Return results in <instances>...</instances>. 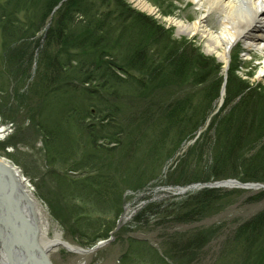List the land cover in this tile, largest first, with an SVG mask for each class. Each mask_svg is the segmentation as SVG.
<instances>
[{
  "label": "rangeland",
  "instance_id": "rangeland-1",
  "mask_svg": "<svg viewBox=\"0 0 264 264\" xmlns=\"http://www.w3.org/2000/svg\"><path fill=\"white\" fill-rule=\"evenodd\" d=\"M90 1L97 14L109 18L105 29L115 33L114 42L104 50L112 57L116 76H100L89 66L92 55L98 59L100 55L89 50L78 16L65 30L71 35L67 45L45 52L52 63L62 66L58 81L49 86L53 80L44 78L38 52L29 60L28 53L44 36L58 5L49 12L47 0H0V125L7 128L0 138V157L28 180L48 237L58 234L72 248L57 243L48 252L51 263L264 264V242L244 244L245 223L264 212V181L227 168L203 178L208 169L201 166L213 164L216 150L223 148L219 127L224 134L228 129L246 131L244 103L247 116L255 117L245 121L250 131L264 115V72L258 73L262 54L238 41L224 65L206 50L199 33H179L168 19L193 21L198 10L188 0H144L152 11L133 0ZM131 10L146 15L152 24L141 27L131 22ZM207 22L215 26V16L210 14ZM156 32L159 39L153 40ZM126 36L132 44L125 43ZM118 39H123L122 45L115 44ZM182 45L190 48L191 60L184 66H161L168 60L166 54L172 56ZM191 47L210 63L200 80ZM138 49L140 64L130 66L127 58ZM212 62L219 65L218 72ZM87 70L99 74L90 73L84 81ZM218 79L222 81L214 109L198 129L188 131L190 120L200 115L205 88ZM228 94L233 100L223 111ZM230 111L231 120L221 118L223 125L216 122L211 128L217 112L224 117ZM207 130L214 138L207 153L201 154L198 145ZM91 131L100 136L96 144L91 143ZM242 146V153L248 149L252 154ZM144 182L153 185L138 188ZM201 190L209 192L204 199L207 210L188 221L158 212L135 218L148 203L172 206ZM198 235L203 238L196 245Z\"/></svg>",
  "mask_w": 264,
  "mask_h": 264
},
{
  "label": "trees",
  "instance_id": "trees-1",
  "mask_svg": "<svg viewBox=\"0 0 264 264\" xmlns=\"http://www.w3.org/2000/svg\"><path fill=\"white\" fill-rule=\"evenodd\" d=\"M116 1L122 2V0H116ZM56 5H58L57 6L58 8L51 15L50 24L46 28L44 36H42L39 39V41L35 43L33 49H31L32 51L30 50L28 53V60H29L30 58H32L33 54L36 53L35 51L38 52L37 53L38 58H40V61L44 62L43 63L44 64L43 67L45 70L44 78L46 80H53V82H51L49 86L58 81V77L60 76V71L62 69L61 68L62 66L56 65L54 62L52 63V60H50V58L46 56L45 52L52 46H53L52 48L55 47L57 50H59L60 47H65L67 45V43L69 42L71 38V35L65 32V30L68 27L70 28L75 23V19H77L76 17L78 16L81 17L80 19H78V21H81L83 23V26L86 29V32H85L86 36L88 37V35H90L89 39H87V37L86 38L84 37V39L88 40L87 41L88 44H90L89 50H92V53L94 54L100 55L99 59H98V56L92 55L91 60L88 62L89 66L91 67L93 66L95 70H99L100 74L97 71L95 72L98 73L100 76H102V74L104 73H108L110 75L113 74L114 76H116L114 69L111 67V65L114 64L113 61L111 60L112 57L109 58L110 57L109 54L106 53V51L104 50V48H107L108 45L114 42V38H115V33L113 30L108 31V29H105L106 22L109 18L105 19L104 17H102V13L97 14L96 10L93 9L90 0H47L45 10H48L49 12H51V10ZM131 12L133 13V16L130 18L131 22H137L138 25H140L141 27H143V25L147 26L146 22H149L152 24V19H150L146 15L140 14L138 12H134L132 10ZM49 16L50 15H48V20H49ZM44 20L46 19H41V22L43 23ZM113 24L114 23L110 25H113ZM156 28L163 30L160 28V26H157ZM160 30L157 31L158 34H160ZM63 31L65 33H63ZM157 32L153 33V37H152L153 40L159 39ZM81 38L77 39V41H80ZM122 40L123 39H118V42L115 44L122 45L121 44ZM125 43L132 44L133 41L129 40L128 37L126 36ZM187 45H190V44L187 43ZM138 47H139V44H138ZM158 47L162 49L160 44L158 45ZM187 47L188 46L186 45H182V47L177 46L176 48L177 51L173 52L172 56H169V54H166L165 57L168 60L166 62L161 61L160 62L161 66H163V64L165 63L166 65H168V68H170L171 66L173 67L177 64L184 66L185 63L188 62V60L191 58L188 55V53H190L189 51L190 48H187ZM191 50H194L196 52V50L193 49L192 47H191ZM141 53L142 51L140 52L139 49L135 51V53L132 54V57H129L130 60L127 58V63L130 66H132V63H134V67H136L138 64H140V59L142 57ZM195 55L197 56V58L195 59L193 58L194 68L198 70H195V69L194 70L196 71L195 75L199 76L198 79L200 80L203 78L202 76L204 74L209 72L207 66H209L210 63L208 61V58H206V56H204L202 53H199L197 51ZM56 56H57V52H56L55 57ZM97 59L100 60L101 63H99ZM212 63L214 64V67H215L214 72H218L216 68H218L219 65L214 62ZM95 72L94 71L90 72L89 70H87L83 75L84 76L83 80L86 81L87 78L91 77L90 73L95 74ZM97 79L98 78L94 80L96 81ZM99 80H101V77L99 78ZM221 81L222 79H218L216 80L215 85L213 84L205 88L206 91L204 93L203 100L202 102L198 104V108H200L198 109V111H200V115L196 116L195 119L190 120L191 129L188 131L193 132L196 129H198V127L201 124H203L204 120L206 119V116H205L206 113L214 109L213 102L218 97ZM201 83H203V80H201ZM238 87L239 85H237V88ZM249 87L251 86H247V88ZM252 89L254 90L255 88H252ZM257 94H260V91H257ZM247 96H248V93H247ZM262 96L263 95H261V97ZM232 100L233 99L230 94H228L225 97V102L222 105L223 111L227 108V106L231 103ZM231 108L233 109L234 106H232ZM245 110H247V103H244V120L245 121L249 122L250 119L255 118L253 116L254 113L253 114L248 113V116L249 114L251 115V118H249ZM102 112L100 114H102ZM231 112L232 111H230L229 114L226 113L224 117L223 116L221 117V115L220 116L217 115L218 113L217 112L214 115V117L210 120L209 125L211 126V128L213 127V124L216 122H217L216 124L221 125L222 124L221 118L231 120L230 119ZM261 113H264V111ZM88 116L92 118V114L89 113ZM263 119H264V115L261 118H259V122L252 127V131H250L251 126H249L248 124H245V121H244V128L246 129L245 132L240 129L239 130L236 129L234 132H229V129H228L226 130V133L224 134L223 129L219 127V130L222 133V135L220 134V138L224 140L223 148L222 150L220 148L216 150L214 154L215 162L213 164H210V163H207L206 165L201 164V166H204L205 169H208L207 174L205 173L203 178H207L211 173L214 175H217L218 173L223 171L225 168H227L228 171L230 170L232 172H236L241 176L246 175L254 180L264 181V121ZM231 123L232 122L230 121V123L228 124L230 127H232ZM224 126L226 125L224 124ZM223 128H229V127L226 126ZM243 132L246 134L244 137V141L241 138L243 136L242 135ZM247 132H250V133H247ZM46 133L47 132L44 131V135ZM202 136H203L202 142L199 143L198 145V150L200 151L201 154L205 152L207 153V150L210 147L209 143H212L211 142L212 138H214L213 136L209 134L208 130L204 133V135L202 134ZM97 138L99 139L100 136L97 137L96 133L94 134L91 131L90 140L92 144H96ZM243 143L248 148H250V152H252V154L251 153L248 154V149H244V152L247 151L246 154L240 151V149H242L243 147L242 146ZM149 184H152V183H149V182H144L143 184L140 183L138 184V188L139 187L140 189L144 187L147 188ZM134 186H137V185H134ZM208 193L209 192L207 190H201L198 192L196 197L185 199L184 202H181V203H173L172 206H170L169 204H168L169 206L165 205L166 202H164L163 204L162 203H148L147 205L142 207L140 211L138 210V213L136 214L135 218H137V216H140V217L143 216L144 219H146V217L149 216L151 213L158 212V214L161 213L160 215H162V217H164V215H169V216L172 215V218L174 219L188 221L194 218L195 215L200 214L203 211L207 210L205 209L206 200L204 199L207 197ZM242 227L243 226L239 227L238 229L241 230ZM106 233H108V230L103 235L104 237L107 236ZM244 235H245L244 244H246V247H251L254 242L259 241V240H261L262 243L264 242V212L258 213L257 216H255L254 221H249L248 223H245ZM202 238L203 237L201 235H198L196 237V241H197L196 245L199 244V242H201Z\"/></svg>",
  "mask_w": 264,
  "mask_h": 264
},
{
  "label": "bare ground",
  "instance_id": "bare-ground-1",
  "mask_svg": "<svg viewBox=\"0 0 264 264\" xmlns=\"http://www.w3.org/2000/svg\"><path fill=\"white\" fill-rule=\"evenodd\" d=\"M152 11L144 0H133ZM198 13L193 21L169 17L179 33H199L206 50L213 52L226 65L229 51L238 41L245 49H258L264 72V0H188ZM215 16V26L207 17ZM7 128L0 125V138ZM66 157V156H65ZM67 158V157H66ZM28 180L12 163L0 157V264H52L48 252L65 244L57 234L49 238L42 220L40 205L34 198Z\"/></svg>",
  "mask_w": 264,
  "mask_h": 264
}]
</instances>
